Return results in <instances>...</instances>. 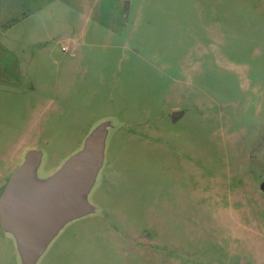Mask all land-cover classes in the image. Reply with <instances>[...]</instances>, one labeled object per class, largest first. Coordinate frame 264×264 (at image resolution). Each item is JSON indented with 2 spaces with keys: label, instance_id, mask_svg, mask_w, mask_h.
<instances>
[{
  "label": "rangeland",
  "instance_id": "rangeland-1",
  "mask_svg": "<svg viewBox=\"0 0 264 264\" xmlns=\"http://www.w3.org/2000/svg\"><path fill=\"white\" fill-rule=\"evenodd\" d=\"M32 6L0 95V197L29 151L41 183L105 135L92 209L34 264H264V0ZM0 264H29L1 221Z\"/></svg>",
  "mask_w": 264,
  "mask_h": 264
},
{
  "label": "water",
  "instance_id": "water-1",
  "mask_svg": "<svg viewBox=\"0 0 264 264\" xmlns=\"http://www.w3.org/2000/svg\"><path fill=\"white\" fill-rule=\"evenodd\" d=\"M104 137L101 127L86 140L79 154L41 183L33 181L41 152L31 150L9 180L0 197V221L14 236L27 263L37 261L66 222L92 209L87 195L102 165Z\"/></svg>",
  "mask_w": 264,
  "mask_h": 264
},
{
  "label": "crops",
  "instance_id": "crops-1",
  "mask_svg": "<svg viewBox=\"0 0 264 264\" xmlns=\"http://www.w3.org/2000/svg\"><path fill=\"white\" fill-rule=\"evenodd\" d=\"M21 3L25 8L20 12ZM33 9H35V6H32V0H23V2L22 0H0V95L6 93L4 89L5 84L8 83L6 78L12 79V84L19 86V74L24 69L19 58L22 52L25 55H28V53H25L26 51L20 53L15 45L18 44L21 36L30 34V30L27 28L34 24L31 17ZM21 13L22 17H27L23 21H20L22 20L20 18ZM27 13H29L28 16ZM20 24H23L25 26L24 30L29 33H24L20 36V34L13 32V27ZM26 65L27 70L29 68L28 62ZM20 94V92L9 91L8 96L11 99H16L20 98Z\"/></svg>",
  "mask_w": 264,
  "mask_h": 264
}]
</instances>
